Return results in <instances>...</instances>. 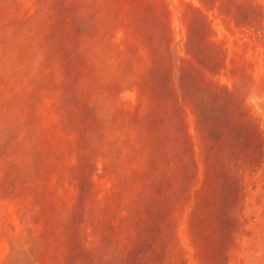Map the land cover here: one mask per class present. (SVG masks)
Instances as JSON below:
<instances>
[{
    "label": "rangeland",
    "instance_id": "1",
    "mask_svg": "<svg viewBox=\"0 0 264 264\" xmlns=\"http://www.w3.org/2000/svg\"><path fill=\"white\" fill-rule=\"evenodd\" d=\"M0 264H264V0H0Z\"/></svg>",
    "mask_w": 264,
    "mask_h": 264
}]
</instances>
